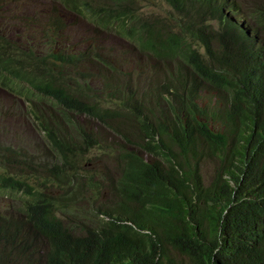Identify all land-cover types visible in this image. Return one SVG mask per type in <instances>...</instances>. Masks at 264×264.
<instances>
[{
	"label": "trees",
	"instance_id": "obj_1",
	"mask_svg": "<svg viewBox=\"0 0 264 264\" xmlns=\"http://www.w3.org/2000/svg\"><path fill=\"white\" fill-rule=\"evenodd\" d=\"M57 1L97 29L132 40L157 61L182 59L192 71L180 83L183 91L171 94L166 114L159 112V101L136 100L135 110L153 124L137 120L136 133L122 127L112 109H103L98 91L75 73L66 76L45 60L42 78L40 66L38 75L17 70L15 61L26 53L0 38V81L5 75L20 81L15 92L29 108L36 101L57 111L45 120L36 109L30 114L60 160L44 179L33 171L0 173V195L20 196L16 215L0 211V264H264V73L256 47L244 46L241 22L231 19L238 13L239 19L248 17L264 36V0H231L230 13H215L212 0H163L173 13L161 20L141 16L139 3L149 0ZM214 20L221 23L218 31L210 25ZM197 41L206 48L207 62L194 48ZM100 61L108 81H119L116 68L106 58ZM197 78L226 102L224 132L214 134L198 121L197 113H207L194 101ZM109 87L105 83L100 92ZM178 106L185 120L176 117ZM71 115L95 118L133 145L121 149L119 177L106 176L111 199L83 234L59 218L62 200L72 196V165L83 156L77 133L92 151L104 144L79 129ZM207 160L215 163L209 184L200 167ZM59 190L62 196L54 194Z\"/></svg>",
	"mask_w": 264,
	"mask_h": 264
},
{
	"label": "clouds",
	"instance_id": "obj_2",
	"mask_svg": "<svg viewBox=\"0 0 264 264\" xmlns=\"http://www.w3.org/2000/svg\"><path fill=\"white\" fill-rule=\"evenodd\" d=\"M24 0H0V6L12 5L11 6V18L15 21L13 26L4 27L0 21V38L4 39L7 43H12L19 47L22 51L26 53V59L16 60L15 64L18 69L24 67L25 71L32 70L37 72V68H39V75L42 78L45 67L42 65L44 60L50 64L53 68L55 67H73L80 68L85 65V63L90 60L94 65H97L101 68V72L99 76H101L106 81H102L103 87L105 83H109L110 87L105 92H100V89H96L92 84H97L99 81H89L86 79L85 74H80L76 71L77 77L80 81H87V84L93 89L94 92L98 91V96L100 97L98 100L101 101V107L103 109L110 108L114 114L119 115V119L116 121H120L123 123L122 127L133 128V131L139 133L137 131L140 128V124L137 120L141 122L149 123L151 126L152 122L143 116L141 113L135 110V103L138 98L143 97V102H146L151 105H155L158 101L161 104L159 112L162 114H166L169 109V101L173 100L174 97L171 94H175L178 91H183L181 87V81H184L185 76H189L192 68L184 63L182 59H174V60H162L161 62L157 61L153 57H151L148 53L143 52L135 42L130 39L123 38L129 43L135 45L140 54L144 55L147 58L152 59L155 62L154 66L143 65L136 61L130 62L127 60V55L131 54H123L114 55L113 52L106 51V49H101V53L97 50L90 53V56L78 55L76 51L75 45L70 42L69 37L66 35L68 32V28H66V24L64 19L56 18L55 24L57 28H51L48 24H43L42 26L32 23L30 19H27L25 15L30 14H21L14 8V4ZM160 2L162 5H166L169 9V12L166 16H159L156 19L161 20L163 17L168 18L173 13L171 6L166 4L163 0H149V3L154 4L155 2ZM60 2V1H59ZM143 2V1H142ZM140 2V3H142ZM31 3H37L35 1ZM148 3V2H146ZM63 7V5H62ZM210 8L216 13L218 11L223 10L225 13H230L234 10L232 6L231 0H212ZM63 10L67 15V12L64 7ZM74 15V14H72ZM241 14H235L231 17V19L239 20L241 22L242 29V37L244 39V46L246 48L256 47V50L253 49V53L259 52L261 60H262V72L264 73V36L261 34L260 30L255 26L253 21L248 19V17L243 16V19H239ZM77 16V15H76ZM142 16V15H141ZM80 17V16H79ZM84 19V18H83ZM89 22V21H88ZM91 23V22H89ZM210 25L214 27L215 30H219L221 27V23L218 20H214L210 22ZM35 27L38 30V36L34 43L31 46H25L22 40V35L24 29L26 27ZM16 29V32L13 36H11L8 32V28ZM62 28V29H61ZM107 32V31H104ZM118 35V34H116ZM119 36V35H118ZM194 48L199 52L201 58L207 62L208 54L205 46L200 42H193ZM41 48H47V53H41ZM59 55L61 60L56 61L52 56ZM113 56V57H112ZM100 58H106L110 64H112L116 70L119 72V81H108L110 79V74L107 73L103 68L100 61ZM132 59V58H131ZM132 68L131 71H126V68ZM17 72V71H16ZM38 75V72L35 73ZM4 76V75H2ZM9 76V75H8ZM89 76H94L90 74ZM10 77V76H9ZM5 81L2 87L4 90L9 92L11 95L17 94L15 92V87L18 84H22L20 81L12 79V77H5ZM188 81H191V78H188ZM198 88L194 89V101L197 105L199 112H205L206 115H201L200 113L196 114L198 121L202 123H206L209 126V129L214 133L218 134L220 132H224L228 127L227 117L224 113L223 107L226 102L223 100V97L219 94V92L208 88L205 84H201L200 79L197 78ZM85 85V83H83ZM187 95L190 97V90L193 89L192 82H189ZM93 92V93H94ZM207 98H210L209 101ZM112 105H107V104ZM156 116H159L157 110H154ZM84 116L88 122L85 125L79 126L83 129H87L90 134L94 136V138L99 142V144H104L103 149L95 148L92 151L91 144L86 143L84 139H82V135L77 133L78 144L83 151V156L80 160L73 163L72 165V173L75 176L74 185L71 189L72 196L67 197L68 202H71L74 199L75 191H77V196L82 191V189L90 184L93 185L97 176L101 172L100 170L87 171L86 166L89 158L96 152H101L102 157L99 159L100 162L105 163H113V158L121 159L120 153L123 147H127L128 149H132L133 145H129L126 141L118 135L117 132L109 131L105 126L101 125L99 121L95 118H89ZM181 117L183 120L186 118V112H182L181 107H177L176 117ZM222 128V129H221ZM78 129V130H79ZM44 134L45 139L50 146V149L57 156V162L52 165H47L46 163H38L35 161H31V169L30 171L43 173V178L46 175V171H48L52 166L58 164L60 162L57 153L53 150L51 144L49 143L46 133L42 130L40 131ZM140 155L144 157L146 160H150L151 156L146 153H143L142 150L137 149ZM122 160V159H121ZM2 162V161H1ZM11 167H14L15 164L11 159L3 161ZM2 162V164H4ZM23 171H21L22 173ZM0 173L4 174H17L10 173L8 170L0 171ZM18 173V174H21ZM102 173V172H101ZM105 176L107 174L111 175L109 171L102 173ZM113 177V176H112ZM119 177V176H118ZM34 178V177H33ZM107 179V177H105ZM105 178H102L103 180ZM108 181V179H107ZM96 189L100 190L102 188L108 189L110 191V195H112L111 189L108 187V183L103 184V181L99 180L95 185H93ZM60 191V190H59ZM57 194V193H55ZM63 194V192H62ZM60 194V196H62ZM13 196L18 197V201L20 196L17 195H9V196H1L2 198H11ZM103 198V196L101 197ZM99 199L98 194H95V199L93 203V209L96 214L99 209L104 206L100 205L95 207L96 200ZM6 213V212H2ZM102 219L105 218L104 215L101 216ZM97 225V224H96Z\"/></svg>",
	"mask_w": 264,
	"mask_h": 264
},
{
	"label": "rangeland",
	"instance_id": "obj_3",
	"mask_svg": "<svg viewBox=\"0 0 264 264\" xmlns=\"http://www.w3.org/2000/svg\"><path fill=\"white\" fill-rule=\"evenodd\" d=\"M33 1L37 3H31ZM11 6L12 5L7 4L0 6V21L4 27H11L15 23L11 18ZM14 8L21 14H30L25 15L26 18L32 20V23H36L40 26L48 24L51 28H57L55 19H64L66 28H68L66 35L69 37L70 42L75 45L78 55L90 56V53L96 50L101 53V49H106V51L113 52L114 55L122 56L123 54H131L126 56L127 60L130 62L136 61L143 65H155L152 59L140 54L134 44L127 42L115 33L99 30L82 17L72 14L67 15L61 3L57 0H24L15 3ZM247 8L252 10L254 6L252 3H248ZM139 12L144 19L151 20L155 17L166 16L169 9L166 5H162L157 1L154 4L142 2L139 3ZM8 32L13 36L16 29H13V27L8 28ZM37 36L38 30L36 26L26 27L22 35L24 45L28 47L31 46ZM40 51L44 54L48 52V49L41 48ZM54 69L63 71L66 73V76L76 73V71L80 74H85V78L89 81H99L97 84H92L96 89L102 88V81H106L99 76L101 68L94 65L90 60L80 68L55 67ZM131 70L132 68H126V71ZM90 74L94 76H89ZM5 77L10 78L8 75H5ZM4 82L5 81H0V86H3ZM209 99L210 98H207L208 101ZM35 104L36 107L29 108L28 101L19 94L11 95L0 87V160L5 161L11 159L15 164L14 167H11L4 162V164L0 162V171L8 170L10 173H21V171H25L29 173L32 165L31 161L43 164L46 163L47 165H52L57 162V156L50 149L44 134L39 131L34 118L30 114L31 109H36L38 114L43 116V120H45L48 118V114L55 116L57 111L45 103L38 104L35 101ZM107 105L112 104L110 103ZM71 117L79 126L85 125L88 122L84 116L71 115ZM61 123L66 127L64 121L61 120ZM101 157V152L96 151L89 158L86 170L93 171L96 169L100 170L102 173L109 171V173L117 179L119 174L116 171V167L120 163V160L118 158H113V163H105L99 161ZM200 167L206 184H209L215 173V163L207 160L204 161ZM101 172L93 185L99 180H102L103 184L108 183L105 178L106 176ZM102 178L105 179L103 180ZM93 185H86L79 195L71 202H68L67 198H64L61 202L63 210L61 209V212H59V218L67 227L76 230L78 234L79 231L81 232L80 234H83L91 227V224H95L91 222L92 220L98 222L96 213L92 211L95 194L99 196V199L96 200L95 207L106 205L111 199L108 189L102 188L98 190L93 187ZM55 193L60 195L62 191H56ZM102 196L103 198H101ZM17 201L18 197L16 196L11 198L0 197V211L16 215V211L19 208V201ZM68 206L71 207L70 210Z\"/></svg>",
	"mask_w": 264,
	"mask_h": 264
}]
</instances>
